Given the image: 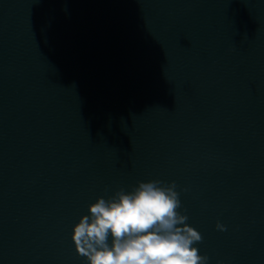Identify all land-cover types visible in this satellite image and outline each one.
<instances>
[{
  "label": "water",
  "instance_id": "95a60500",
  "mask_svg": "<svg viewBox=\"0 0 264 264\" xmlns=\"http://www.w3.org/2000/svg\"><path fill=\"white\" fill-rule=\"evenodd\" d=\"M148 179L209 264H264V0H0V264H80L87 204Z\"/></svg>",
  "mask_w": 264,
  "mask_h": 264
},
{
  "label": "clouds",
  "instance_id": "9594fccd",
  "mask_svg": "<svg viewBox=\"0 0 264 264\" xmlns=\"http://www.w3.org/2000/svg\"><path fill=\"white\" fill-rule=\"evenodd\" d=\"M176 188L175 181L141 180L88 203L71 229L80 264H209Z\"/></svg>",
  "mask_w": 264,
  "mask_h": 264
}]
</instances>
